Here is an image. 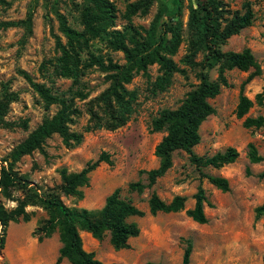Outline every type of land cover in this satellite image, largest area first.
<instances>
[{
	"label": "rangeland",
	"instance_id": "rangeland-1",
	"mask_svg": "<svg viewBox=\"0 0 264 264\" xmlns=\"http://www.w3.org/2000/svg\"><path fill=\"white\" fill-rule=\"evenodd\" d=\"M115 8L110 22L95 37L88 38L79 51L80 63L85 64L90 55L101 56L104 60L122 63L123 53L111 48L108 40L113 31L128 37H141L142 29L147 28L154 15L161 9V19L180 21L183 40L173 61L183 72H173L163 88L155 86L156 77L161 74L158 65H147L145 71L133 75L125 86L136 92L132 112L125 123L113 130L96 128L84 132L83 128L92 123L89 110L96 111L104 118L95 100L107 86L105 72L91 65L83 69L76 84L70 78L53 77L40 69V65L52 60L57 52L54 49L55 37L64 41L58 30L57 15H62L71 27L81 30L84 7L98 10L89 0H2L0 2V21L17 22L30 13V32L21 23L0 28V93L11 91L16 99L8 105L3 120L8 126L0 127V158L20 142L29 131L37 126L44 116H50L57 109L56 104L44 106L38 95L18 73L27 72L35 81L44 82L57 93L73 95L78 114L69 123V129L82 132V139L74 147H65L56 134L45 138L41 149L19 157L14 169L24 174L28 181L39 187L59 183L57 170L65 167L67 171L79 170L86 161L93 160L101 151L109 155L111 164L100 162L88 174L86 185L80 187L81 197L61 196L68 206L97 209L103 205L105 197L116 187L121 195L143 211L142 216L128 217L138 227L137 235L128 238L127 247L114 249L105 233L95 239L85 231H79L82 248L92 251L94 257L104 262L118 264H144L147 261L163 264H181L184 248L189 245L186 264H264V221L254 219L253 209L264 203V161L250 163L245 155L248 142L253 143L257 152L264 155V125L244 127L241 119L234 114L239 87L252 100L247 114L264 116V3L262 0H222L227 8L244 11L248 4L253 13L251 23L229 36L220 45L222 51H240L247 47L259 64L260 73L247 80L249 71L229 68L224 71L227 84L210 100L213 112L199 125L198 142L193 152L202 158L208 157L226 147L238 152L230 163L218 167L195 165L182 150H175L171 156L170 167L149 188L140 192H127L125 186L130 181L146 182L147 170L157 165L153 147L163 135L162 131L151 130V120L163 108H175L199 82L200 67L185 66L178 59L185 52L186 20L189 1L182 0L177 13V0H152L143 14L136 12L125 15V5L134 0H108ZM202 55L199 53L196 60ZM203 72L209 79L216 76V66L207 67ZM80 93L81 97L74 95ZM263 91L261 102L255 100L256 93ZM24 122V124H23ZM205 175L224 177L228 189L221 191L208 182ZM200 186L205 195L203 212L204 223H197L185 214L193 205L192 195ZM153 191L168 201L174 195L184 196L183 208L174 212L150 214L147 199ZM15 195L20 193L15 191ZM6 209L14 205L0 196ZM27 221H10L5 229L3 247L0 250V264H55L57 249L60 246L57 231L49 236L36 239L33 234L40 220L45 217L42 209L27 206ZM57 264H69L65 259Z\"/></svg>",
	"mask_w": 264,
	"mask_h": 264
},
{
	"label": "trees",
	"instance_id": "trees-1",
	"mask_svg": "<svg viewBox=\"0 0 264 264\" xmlns=\"http://www.w3.org/2000/svg\"><path fill=\"white\" fill-rule=\"evenodd\" d=\"M2 0H0L1 2ZM186 20V46L185 52L178 62L189 67L195 65L200 67L198 73L199 82L185 96L175 108H163L151 120V130L162 131L163 135L153 147V155L157 159V165L139 172L145 174L146 182L139 179L126 184L127 192H140L149 188L156 178L161 176L171 165V156L175 150H182L189 160L195 165H211L218 167L234 161L238 152L233 147H226L223 151H217L212 155L202 158L197 156L192 148L198 142V127L200 123L213 112L210 100L215 97L222 86L227 84L224 71L229 68H237L241 71H249L247 80L260 73L259 64L255 61L249 48L244 47L240 51H222L220 45L226 39L235 34L241 28L248 26L253 13L248 4H244V11L231 10L227 8L222 0H188ZM264 3V0H262ZM90 5L98 11L94 12L90 6L84 7L82 12L81 30H77L66 23L62 15H57L58 30L64 41L58 37L54 40V49L57 55L42 63L40 69L48 73V79L53 77L70 78L76 84L82 74V68L95 65L105 72L108 82L95 98L97 105L102 111L104 118L100 119L96 111L89 110L92 123L83 128L84 132L96 128L113 130L125 123L132 112L136 92L127 89L126 84L130 82L134 74L145 71L147 65L156 64L161 74L156 77L155 86L163 88L169 81L173 72H183L173 61L172 56L176 54L178 46L183 40L180 21L171 22L161 19V9L154 15L147 28H143V35L128 37L129 45L125 42V34L119 31L111 33L108 40L114 50L123 53V62L117 63L110 58L103 59L98 55H90L85 64L80 63L79 51L90 37H95L104 29V24L114 15L115 8L108 0H89ZM152 0H134L125 5V15L147 11ZM182 0H177L176 11L181 10ZM21 23L26 32H30V13L25 18L17 21H0V28L7 25ZM201 53L199 61L196 56ZM216 66V76L209 79L204 68ZM18 73L28 83L31 89L38 95L47 107L56 104L58 107L50 116H44L40 123L4 157L0 158V196L14 205L6 209L0 201V250L3 247L4 234L7 224L17 220L27 221L29 213L27 206H36L42 209L45 217L39 221L32 231L37 240L57 231L60 246L57 249L55 264L65 259L69 264H118L116 262H104L94 257L92 251L82 248L79 231H85L95 239H100L105 233L108 241L114 249L125 248L130 237L137 235L138 227L134 221H128L131 216H142L143 211L136 207L132 201L121 195V188H114L104 199L103 205L97 209H86L66 205L61 196L81 197L80 187L86 185L88 174L100 162L111 164L109 155L101 151L93 160H88L77 171H67L60 167L57 172L59 183L53 186L39 187L32 184L24 174H19L14 169V163L20 156L29 154L31 151L41 149L45 138L51 134L59 136L61 143L71 148L80 143L82 132L69 129V123L78 109L73 102V95H65L62 92L53 91L44 82L35 81L27 72L18 70ZM243 83L239 87L234 114L241 119L244 127H260L264 125V116H250L248 109L252 106V100L242 92ZM263 91L256 93L255 100L261 102ZM74 95L81 97L80 93ZM16 99V93L3 91L0 93V127L8 126L3 120L8 105ZM24 124V122H23ZM245 155L250 163L264 161V155L259 154L253 145L248 142L245 147ZM264 176V169L259 173ZM209 183L221 191L228 189L224 177L217 175H205ZM15 191L20 193L15 195ZM193 205L185 210V214L197 223L206 221L203 212L205 195L203 189L198 186L192 195ZM184 196L174 195L168 201L160 199L153 191L147 199V208L150 214L156 212H174L183 208ZM254 219L262 218L264 221V203L253 209ZM189 255V245L182 254L181 264H186ZM144 264H163L160 262L147 261Z\"/></svg>",
	"mask_w": 264,
	"mask_h": 264
}]
</instances>
